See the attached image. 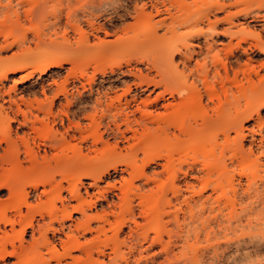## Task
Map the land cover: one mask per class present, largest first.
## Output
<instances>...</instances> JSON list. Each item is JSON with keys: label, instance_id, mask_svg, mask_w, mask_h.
<instances>
[{"label": "rangeland", "instance_id": "obj_1", "mask_svg": "<svg viewBox=\"0 0 264 264\" xmlns=\"http://www.w3.org/2000/svg\"><path fill=\"white\" fill-rule=\"evenodd\" d=\"M18 1L12 0L7 9L0 7V27L4 28L0 44H14L12 50L0 52V75L15 68L8 79L0 80V104L9 96L20 104L19 110L0 111V126L7 116L14 119L11 137L18 154L0 170V202L8 204L5 216L15 222L34 216L33 228L23 235L26 241L32 233L38 236L37 225L50 223L59 229L62 213L52 218L50 213L37 212L39 208L50 206L57 192L54 204L58 208L66 205L70 209L76 203L67 191L64 176L68 173L76 175L88 166L99 176L98 180L81 176L77 183L87 202L85 212L93 218L91 231L73 235L88 252L82 247L62 248L64 233L70 232L66 226L81 218L75 211L72 220H64V233L47 231L49 243L34 249L35 257L42 261L32 264H264V33L260 42L249 31V24L245 30L233 27L232 38L215 36L208 22L221 19L217 26L222 29L229 27L223 20L229 13L239 25L245 21L243 13L250 17L264 14V9L259 11L252 0L211 13L203 0ZM155 1L162 15H155L147 24L138 22L130 32L127 26L134 19L125 11L133 16L134 8L145 2L146 11L153 13L150 3ZM186 3H190V11ZM5 11L10 17H4ZM160 21L164 24H158ZM97 25L105 27L109 35L93 30ZM146 28L155 31L151 42L132 40L133 33L140 35ZM205 39L214 42L218 62L210 59L213 54ZM256 44L261 50L253 47ZM171 54L172 59L168 58ZM55 56L64 59L60 67L39 71L47 58L57 59ZM224 61L229 79L222 68ZM196 62L219 76L213 78V73L210 76L200 67L201 74L207 72L209 78L206 81L202 74V80L196 79L200 75ZM191 68L197 72L195 78ZM203 80L210 81L212 92ZM198 91L199 103L194 95ZM133 95L137 97L133 99ZM189 95H194L193 102H186ZM20 97L37 101L29 109ZM145 97L147 104L140 102ZM168 103L174 104L172 111L167 110L170 114H164L168 119L158 121V113H165L163 105ZM178 103L188 107L189 115L181 106L179 118ZM190 108L195 116H190ZM34 115L39 119L36 132L19 126L24 116L33 119ZM158 126L166 129L167 138ZM240 127L242 133L237 135ZM64 136L73 151L62 149ZM3 148L5 137L0 132V154H4ZM186 148L195 150L185 154ZM66 153L74 157L70 165L65 163ZM46 176V184H31ZM12 184L26 192L34 213H26L25 205L22 213L10 208ZM126 186L130 187L131 212L122 215L119 198ZM50 187L53 191L47 202L42 190ZM155 205L158 211L148 213L158 215L146 219L142 209ZM134 221L139 223L140 233L129 238ZM14 226L19 229L17 223ZM100 226L103 233H98ZM11 227L9 222H0V236H4L0 250L21 249L18 233L15 236ZM14 262L13 255L0 257V264Z\"/></svg>", "mask_w": 264, "mask_h": 264}, {"label": "bare ground", "instance_id": "obj_2", "mask_svg": "<svg viewBox=\"0 0 264 264\" xmlns=\"http://www.w3.org/2000/svg\"><path fill=\"white\" fill-rule=\"evenodd\" d=\"M22 1V0H21ZM20 0L18 1L19 3L21 2ZM152 1H154V0H152ZM202 1V0H201ZM255 4H256V6H257V9L260 11V10H262L263 11V9H264V0H252ZM8 3L7 4H3L2 3V0H0V7H6V9L7 8H9V5L11 4V2H12V0H8L7 1ZM196 2V0H193V3H195ZM241 2H242V0H232L231 2L229 1V2H226L225 0H203V3L206 5V7L209 9V11H210V13L211 12H221V11H225V10H227V9H229V8H231V7H237L238 5H240L241 4ZM157 3L158 2H151L150 3V7H152V8H154V12L152 13V11L151 10H149V12H147L146 11V3L145 2H143L141 5H140V8L139 9H137L136 7L134 8V15L132 16V14H130V12H128V10L127 11H125V12H127V15H129V16H131L133 19H134V21L133 22H131L130 24H132V25H128L127 26V28L129 29V31L131 32V30H130V28H132L133 26L135 27L136 25L135 24H137L138 22H140V21H142V22H145L146 24H147V22L149 23V22H151V20L153 19V17L155 16V15H158V17H160L159 15L162 13V10L161 9H159V7L158 6H160V4L159 5H157ZM163 5H164V3H162ZM161 4V5H162ZM186 5H187V3H186ZM188 6V8H189V11H190V8H191V6H190V3H189V5H187ZM12 8V7H11ZM164 9H166V10H168L166 7L164 8ZM7 11V10H6ZM4 12L3 13V15H5L4 17H6V18H8V17H10V12L12 11V13H15L16 14V11L14 10H12L11 9V11L8 9V11H10V12ZM151 11V12H150ZM168 12V11H167ZM169 13V12H168ZM230 14V15H229ZM229 14H227V15H229L228 17H224L223 18V20L224 21H226V23L228 22L229 23V27H226V28H222V29H219L218 28V26L217 25H219L218 23H221L222 22V20L221 19H215L214 21H210L209 19H208V22H210L209 24H210V30H211V28H212V32L213 33H215V36H226V37H229V38H232L231 36H233V35H235V31H233L234 29H232L233 27H237L238 28V30H245L246 29V27L250 24V25H252L251 27H252V29L251 30H249L251 33H252V35H255L256 37H257V39L260 41L261 40V38H262V34L264 33V14H260V13H258V14H255L254 16H248V13H243V18H244V22L243 23H241V24H239V25H237V24H235V22L232 20L233 19V16H231L232 14L231 13H229ZM162 15V14H161ZM226 15V16H227ZM235 15V14H234ZM120 16V15H119ZM123 16V15H122ZM161 17H163V18H165L164 16H161ZM120 18V17H119ZM155 18V17H154ZM171 18H173V16L171 17ZM250 18V19H249ZM157 20L159 21V20H162L163 22H165L166 23V21H164V19H159V18H157ZM161 22V21H160ZM163 22H161V23H158V24H162ZM245 22H246V25H245ZM2 23V22H1ZM0 23V24H1ZM155 23H157V22H155ZM164 24V23H163ZM2 25V24H1ZM101 25V24H100ZM104 25V24H103ZM98 26V25H97ZM95 27V28H93V30L95 29V30H99V32H100V30H103L104 32H105V34L107 35H109V33L106 31V29H105V27H103V26H98V27ZM126 27V26H125ZM124 26L122 27L123 28V33H126L127 34V31L126 30H128L127 28H125ZM133 27V28H134ZM2 28H3V26L2 27H0V29L2 30ZM240 28V29H239ZM257 28V29H256ZM259 28V29H258ZM0 30V35H1V33H3V31H4V28H3V30L1 31ZM128 31V32H129ZM143 31H144V33H145V31H146V33L148 34H144L143 33ZM142 31V35L143 36H141V34L139 35L138 34V32H137V34L136 33H133L134 35L136 34L139 38H137L136 37V35L134 36H132L134 39H132V40H134V41H140L141 43H145V42H143V41H147V39L149 40V42H151L152 40H150V39H152L151 37H153V33L155 32V31H152L151 29H150V31L148 30V28H146L145 30H143ZM148 31V32H147ZM237 31V30H236ZM96 33H97V31H95ZM102 32V31H101ZM134 32V31H133ZM212 32L210 33L211 35H212ZM96 33L93 35V33H92V35L93 36H98V34L96 35ZM115 34V33H114ZM132 35V34H131ZM131 35H129V36H131ZM155 36H156V34H154ZM211 35H208V36H211ZM127 37H128V35H127ZM135 37H136V39H135ZM150 38V39H149ZM156 39H157V37H155ZM155 38H153V41L155 40ZM139 39V40H138ZM87 40V39H86ZM206 40V43L208 44V46H209V49H208V51H212L211 52V54H213L212 56H209L208 54L206 55V56H209L210 57V59L211 58H215V60H212V61H216L218 58H220V56L218 57V51L216 52L215 50H213V46H214V42L212 41L211 43H209L208 41H207V39H205ZM102 42H104V43H108V41H104V40H102ZM148 42V41H147ZM261 42V41H260ZM225 47V46H224ZM255 49H258V50H261V46L260 45H258V44H256V45H254L253 46ZM14 48V44H13V42H8V41H3V42H1V44H0V52H4V51H9V50H12ZM243 49H244V51H243ZM242 49V51H243V53L246 55V53H247V49L246 48H243ZM219 50V49H218ZM230 50V52H231V49H229ZM251 50V49H250ZM253 50V49H252ZM199 51H200V49H199ZM213 51H215V52H213ZM199 53H201V52H199ZM190 54V55H189ZM248 54V53H247ZM170 56V57H169ZM168 56V58H170V59H172L171 58V56H172V54L171 55H169ZM187 56V55H186ZM185 55H184V57H186ZM191 52L190 53H188V56L186 57L187 59H188V61H190V58H191ZM206 56L205 57H203L204 59L206 58ZM247 57H248V55H246ZM57 59H53L52 57L51 58H47L43 63H42V65L41 66H39L38 67V69H39V71H43V70H45V69H47V68H49V67H60L61 66V64H62V61L64 62V59L62 60V59H59L57 56H55ZM186 58H184L185 60V62L187 61L186 60ZM1 59V58H0ZM250 59V58H249ZM220 61V60H219ZM198 62V61H197ZM197 62H196V64H197ZM204 62H206V61H204ZM203 62V63H204ZM217 62H218V60H217ZM187 63H189V62H187ZM186 63V64H187ZM198 63H201V62H198ZM224 65H223V67L222 68H224V70L223 71H225L226 73L228 72L227 70H228V68H227V66H226V64H225V61L224 62H222ZM186 64H184V66H188V65H186ZM204 65V64H203ZM196 66V65H195ZM206 66V65H205ZM201 64H197V72H196V70H195V73H194V70L193 69H195V67H193V69L191 68L190 70H191V72H193L194 73V76H192V77H196L197 75H196V73L197 74H200L199 76H197L196 77V79H201L202 80V78L203 79H205L206 81H207V77L209 78V76H208V73L206 72H204L205 74H201V72H200V69L202 68V69H204V66H202L201 68ZM207 68V67H206ZM204 69V70H209L208 68L207 69ZM198 69H199V71H198ZM201 69V71H203ZM15 71V68H8V69H6V70H4L2 73H1V75H0V80H6V79H8V73L9 72H14ZM217 71H219V70H217ZM189 73V74H191L192 75V73ZM209 72V71H208ZM211 72V71H210ZM210 72H209V74H210ZM215 73H216V71H214ZM224 72V73H225ZM213 73V72H212ZM211 73V74H212ZM219 74H220V71L218 72ZM225 73V74H226ZM211 74H210V76H211ZM213 75H214V73H213ZM215 75H217V76H219L217 73L215 74ZM215 75H214V77L213 78H215ZM221 75V74H220ZM203 76V77H202ZM222 76V75H221ZM220 76V77H221ZM225 76V75H224ZM226 78L228 77V73L226 74V76H225ZM228 79H229V77H228ZM205 80H203L204 82H206ZM194 81V80H193ZM193 81H191V83H192V85L194 84V82ZM209 81V80H208ZM17 82V80H15L14 79V83H16ZM210 82V81H209ZM209 82H206L207 84L209 83ZM206 83H204V84H206ZM207 84H206V86H207ZM209 86H210V83L208 84V87H207V89L209 88ZM44 89H45V87H44V85H43V83H41V92L42 93H44ZM129 89V88H128ZM128 89L126 90V91H128ZM2 89L0 88V96H1V93H2V91H1ZM208 90H210L211 91V88H209ZM182 91V90H181ZM172 92V91H171ZM212 92V91H211ZM198 94H194V95H196L195 96V99H196V97H197V99L196 100H198V103L199 102H201L200 100H201V95H200V93H199V91L197 92ZM170 95H172V93L170 94ZM194 95H189L188 97H185V100L186 99H192L193 98V96ZM137 97V96H136ZM134 95H133V99H135L136 98ZM147 97V96H146ZM146 97L144 98V100L143 99H140V102H143V104H144V102H146V101H148L149 99L147 98L146 99ZM149 97V96H148ZM132 98V97H131ZM156 99V98H155ZM187 100L186 102H189L190 103V101L191 102H193V100ZM194 99V98H193ZM20 102L21 103H26L27 104V106H28V108L29 109H32L33 108V102L34 101H37V98H34V99H24L23 97H20ZM158 98L155 100V104L156 103H158ZM184 100V99H183ZM135 101V100H134ZM133 101V102H134ZM138 101V100H137ZM139 102V101H138ZM154 102V101H153ZM179 103H181V102H179ZM178 103V105H180ZM188 103V104H189ZM145 104H147V102L145 103ZM171 104V103H170ZM169 103L168 104H165V105H163V108H165L164 110H165V113H163L162 112V114H161V112H157L158 113V121H161L162 119H160L161 117H163V118H167L168 119V117H169V115L167 116V117H164V114H167L168 112V114H170V111H172V109L170 108V106H174V104H172V105H170ZM19 102L16 100V99H12L10 96H9V99L7 100V101H4L3 103H1L0 104V111H8V110H13V108L15 107V108H17V110H19L20 109V107H19ZM158 105V104H157ZM189 105H192V104H189ZM200 105V104H199ZM250 105V106H249ZM247 107L248 108H250L251 107V104H249ZM182 106V104L180 105V106H177L176 107V105H175V108L177 109V114L179 113V111H178V107H179V109H180V107ZM190 107H192V106H190ZM51 108H52V106H50L49 107V112H51ZM169 108H170V111H167V110H169ZM186 108H188L187 106H182L181 107V109H183L184 111H186L187 112V114L189 115V109L188 110H186ZM37 109L39 110L40 109V107L38 108L37 107ZM174 109V108H173ZM192 108H190V111L192 112V114H190V116H192V115H194V111H192L191 110ZM194 110V109H193ZM183 111V112H184ZM190 112V113H191ZM194 112V113H193ZM258 112V111H257ZM6 114H7V112H5ZM150 115L152 114V113H150V112H148ZM156 113V114H157ZM181 113H182V111L179 113V118H181L180 116H181ZM185 114V113H184ZM183 114V115H184ZM25 115V114H24ZM163 115V116H162ZM171 115H172V112H171ZM170 115V116H171ZM182 115V116H183ZM186 115V114H185ZM195 116V115H194ZM1 117V116H0ZM257 117H258V119H260V116H259V113H257ZM160 119V120H159ZM14 119L13 118H10V117H6V119H5V122L4 123H2V125L0 126V132L3 134V136L5 137V148H3V151H4V154H0V170H5V167H4V165H6L10 160H12V159H16L17 157H18V154H17V150H16V146H15V139L14 138H12L11 137V133H12V131H13V129H12V127H11V122L13 121ZM164 120V119H163ZM166 120V119H165ZM165 120H164V123H166V122H168V121H166L165 122ZM39 122V119H38V116L37 115H34V117H33V119H30V118H28V117H26V116H24V119H23V121L21 122V123H19V126H23V127H25V128H27V130L28 131H33V132H36L37 130H38V126H37V123ZM162 123H163V121H162ZM157 124H159V122L157 123ZM159 127V126H158ZM161 127V126H160ZM159 127V128H160ZM164 128V127H163ZM162 127L160 128L162 131H160L161 133H163V136L165 135L164 134V132H166V131H164V129H163ZM242 129H243V127H240L239 129H237L238 131L236 132L237 133V135L238 134H240V133H242ZM50 130L52 131V132H54V133H57L58 131L56 130V129H54L53 127H50ZM166 130V129H165ZM184 130V128H182V131ZM188 131V130H187ZM26 132V131H25ZM189 132V131H188ZM15 133H16V131H15ZM27 133V132H26ZM160 133V134H161ZM17 134V133H16ZM160 134H158V135H160ZM158 135H157V138H158ZM162 135V134H161ZM167 135V134H166ZM166 135L164 136V137H166ZM162 136V137H163ZM227 136V135H226ZM163 137V138H164ZM228 137V136H227ZM226 137V138H227ZM167 138V137H166ZM162 138L160 137V140H161ZM159 140V142H162V141H160ZM163 140V139H162ZM228 139H226V141H227ZM234 140V139H233ZM63 141H64V143L62 144L63 145V147H62V149L64 150V151H66V152H68V151H73V145L70 143V141H68L67 139H66V137L64 136L63 137ZM235 142H236V140H234ZM229 143H230V140L228 141ZM53 144H55V143H53ZM240 145V144H239ZM238 144H235V146L236 147H238L239 146ZM242 145V144H241ZM240 145V146H241ZM239 146V147H240ZM263 148V147H262ZM193 149L194 148H186L185 150H184V152L183 153H185V154H187L188 152H190V151H193ZM237 149H239V148H237ZM264 149V148H263ZM195 150V149H194ZM250 152H251V150H250ZM263 153H264V150L262 151ZM8 153V155H6ZM11 153V154H10ZM64 160H65V163L67 164V165H70L71 163H73L74 162V157H73V155H70V154H68V153H66V155H65V158H64ZM138 169L137 168H132V171H137ZM81 176H90V177H92V178H94L95 180H98L99 179V176H98V174H95V172L92 170V168H90V167H88V166H84V167H82L81 168V170H80V172L78 173V174H76V175H74V174H70V173H68L67 175H65L64 176V179L66 180V181H68V186H67V191H68V193H69V195L71 196V199H74L75 201H76V203L75 204H70L69 206H71V208L70 209H68V207L66 206V205H62V207L61 208H58L55 204H54V199L57 197V196H59V192H57L54 196H52V198H51V203H50V206H48L47 208H45L46 206H43L42 208H39V210L37 211V212H39V213H50V215L52 216V218H55L56 216H57V213H62V222H60V224H59V229L57 228H54L52 225H50V223H48L47 225L46 224H40L39 226L37 225V231L39 230V233H38V236H34V233H32V236H31V240L30 241H26V240H24V238H23V235H24V233L27 231V229H32L33 228V226H34V216H32V215H26V216H24L23 218H20V219H18L17 220V222H15L14 220H10V219H8V218H6V216H5V213H7L6 211H7V206L6 205H8V204H6V203H1L0 202V222H3V223H7V222H9L10 223V225L12 226L11 227V229H12V232L14 233V235L16 236L17 235V233H18V235L16 236V238L18 239V241H20V247H21V249L18 251H16L15 249H12L11 251H7V250H5V248L4 249H1L0 250V257H2L3 259L6 257V256H15L16 257V262H14L13 264H32L33 262H35V263H39V262H41L42 261V258L40 257V256H37V258L35 257V248L36 247H38L42 242L44 243V244H47V243H49V240H48V238H47V231L49 230V229H51L52 231H53V235L55 234V233H64V228H65V219H71L72 220V214H73V212H75V211H77V212H79L80 213V216H81V218L80 219H78V220H75L74 221V223H70V224H68L66 227L68 228V230L70 231V232H68V233H64V236L66 237V239H64V240H62V248H63V250H67V249H71V247L72 248H75V247H78L79 249L82 247L81 246V244L80 243H77V239H76V237L73 235V233L76 231V232H82V233H85V232H87V231H91L92 230V227H91V225H90V221L92 220V216L91 215H88L86 212H85V207L87 206L86 204H87V202L84 200V199H82L81 198V196H80V194H79V192H78V188H77V183L80 181V177ZM230 178V177H229ZM228 178V179H229ZM227 179V178H226ZM227 179V180H228ZM231 179V178H230ZM229 179V180H230ZM48 180H49V178L46 176L44 179H42V180H33V181H31V184L33 185V186H37L38 184H46L47 182H48ZM231 181V180H230ZM216 188H217V186H216ZM220 188H221V186H220ZM174 189V188H173ZM172 189V190H173ZM52 191H53V188H51L50 187V189H43L42 190V193H43V195H45L46 197H47V202H48V198H49V196L52 194ZM129 191H130V187H127L126 186V188H125V190H124V192L121 194V196H120V198H119V200H120V213L122 214V215H124V214H126V213H130L131 212V207H130V199H129V196H128V193H129ZM10 192H11V198H12V202H11V205H10V208H12V209H14V211H15V213H22L21 212V206L22 205H25V207H26V213H34L35 211H34V207L31 205V204H28L27 203V200H26V192L23 190V189H20L19 188V186L17 185V184H12L11 186H10ZM172 192H175L174 190L172 191ZM259 192V191H258ZM260 194V193H259ZM6 204V205H5ZM42 205H45V203H43ZM143 210V213H142V215L144 216V217H146V219H150V218H152V217H155V216H157L158 215V213H148L149 211H154V212H157L158 211V208H157V206L155 205L154 207H152V208H148V207H146V208H144V209H142ZM101 219H102V217H100ZM102 221H106V219H104L103 218V220ZM15 223H17L18 224V226H19V229H15ZM134 224H135V228H130L129 229V233H128V237L129 238H134V235L136 234V235H138L140 232H139V228H140V225H139V223H137L136 221H134ZM121 226H122V223L116 228V232L118 231V230H120L121 229ZM104 227L103 226H100L99 227V229H98V233H103L104 232ZM1 231V230H0ZM4 231V230H3ZM5 235H6V232L4 231L3 232ZM3 238H4V236L2 235V236H0V247L3 245ZM3 240V241H2ZM42 243V244H43ZM41 244V245H42ZM114 245V244H113ZM114 246H116L115 248H117V245L115 244ZM30 249V250H29ZM82 249L84 250V251H87V247H82ZM30 251V252H29ZM32 251V252H31ZM88 252V251H87ZM87 252H85V253H87ZM27 253H29L28 255H26ZM37 255V254H36ZM39 255V254H38ZM88 255V254H87ZM144 257H146V256H144Z\"/></svg>", "mask_w": 264, "mask_h": 264}]
</instances>
